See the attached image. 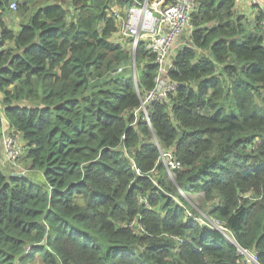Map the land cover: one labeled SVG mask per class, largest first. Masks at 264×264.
<instances>
[{"label":"trees","instance_id":"16d2710c","mask_svg":"<svg viewBox=\"0 0 264 264\" xmlns=\"http://www.w3.org/2000/svg\"><path fill=\"white\" fill-rule=\"evenodd\" d=\"M15 1L33 9L16 32L0 15V135L19 134L22 164L44 182L0 168V264H245L222 232L186 217L177 187L202 194L264 264L262 11L250 24L236 0H198L177 86L146 119L153 56L139 42V74L118 72L131 47L112 40L111 7L134 0Z\"/></svg>","mask_w":264,"mask_h":264},{"label":"built area","instance_id":"2783aa9c","mask_svg":"<svg viewBox=\"0 0 264 264\" xmlns=\"http://www.w3.org/2000/svg\"><path fill=\"white\" fill-rule=\"evenodd\" d=\"M248 1L255 3L257 0ZM197 5L198 0H134L131 5L125 7L123 15L119 10L111 9L112 16L117 23V33L122 38L129 40L132 53H134L137 44L142 42L145 50L153 56V62L157 67L155 86L142 97L138 108L146 119L148 116L146 106L155 100H168L169 93L173 92L177 86V81L170 75V71L173 69L174 49L177 46L181 48L190 43L182 42L180 39L183 34L189 38L192 30L191 14ZM7 8L11 12H15L17 10L16 1L10 0ZM259 27L264 32V12L259 19ZM132 60L134 62L133 57ZM123 68L124 66H121L117 71L120 72ZM138 110L134 112L136 113ZM21 154L22 146L16 136L5 129L2 130L1 163L5 165L3 166L18 172L21 170L18 163ZM161 158L166 164L167 170H170L169 166H175L171 156L167 153L161 152ZM171 175L170 172L169 177ZM184 211L186 217L222 232L224 237L234 244L243 263L259 264L257 252L237 243L230 230L220 219L201 211L194 212L187 208H184ZM125 225L134 228L135 231L143 230L137 220ZM174 238L176 241H180L177 237Z\"/></svg>","mask_w":264,"mask_h":264},{"label":"rangeland","instance_id":"374dc122","mask_svg":"<svg viewBox=\"0 0 264 264\" xmlns=\"http://www.w3.org/2000/svg\"><path fill=\"white\" fill-rule=\"evenodd\" d=\"M64 6H67V5L64 4ZM32 9H33V6H30L28 8V10L25 12V14H23V15H21L19 13V11H17V10L15 12H11L8 9V11H6L5 13H2L0 15H1V17L3 19V22L6 25V27H8L9 29L13 30V32H16L18 30V28L20 27L21 22L27 21L28 15L31 14ZM116 9L119 10L121 12V14L123 15L125 7H116ZM112 40H116V42H118L120 44L124 41L117 32L115 33V37H113ZM180 40L182 42L189 43V41H188L189 38L185 34L182 35ZM7 44H9L8 41L5 42L4 46L6 47ZM122 46H124V45H122ZM124 47H126V46H124ZM178 49H179L178 46L174 49L175 50L174 51L175 54L178 51ZM132 64H133V60L130 58L128 60V62L125 63L123 70H125V72H127V70H129L130 72H133V71L130 70V66ZM134 65L136 66L135 69H133V70H135V77H136L139 74L138 71L140 70L142 65H140V64H137V65L134 64ZM15 136L18 139V141L20 142L21 146L23 147V144H22V141H21V138H20L19 134L17 133V134H15ZM0 154L2 155V134L0 135ZM18 163L20 164L21 170L16 172V174H19V175L21 174L23 176L25 175L28 178H30L31 180H33L34 182L39 183V184L44 182L40 172L29 171L28 168L24 164H22V158H20ZM177 190L181 193V195H182L183 199L185 200V202L179 200L176 197V193H172L171 195L184 208H187V209H189L191 211H194V212L201 211L202 213H205V214L207 213L208 206L205 204L202 194H200V193H189V192L185 193L179 187H177ZM210 216H212V215H210ZM37 260H34L31 264H42L40 260H38V261Z\"/></svg>","mask_w":264,"mask_h":264},{"label":"crops","instance_id":"0c3cea01","mask_svg":"<svg viewBox=\"0 0 264 264\" xmlns=\"http://www.w3.org/2000/svg\"><path fill=\"white\" fill-rule=\"evenodd\" d=\"M116 7L117 6H112V9L116 10ZM235 7H236V10L240 14L246 16L249 19L248 23L250 22V24H251V22L254 20L257 12H259V11L264 12V0H257L255 3H250L248 0H236ZM111 13H112V10H111ZM130 51H131V59H132V57L134 58V53H132L131 48H130ZM134 64H136L135 60H134L133 64L130 66L131 71H133V69H135ZM134 75H135V73H134ZM3 129H6L8 131L7 126H5ZM1 134H2V130H1ZM0 157L2 158L1 154H0ZM1 158H0V168H2V169L6 168L9 170V168L4 167L5 165L1 163Z\"/></svg>","mask_w":264,"mask_h":264},{"label":"water","instance_id":"95a60500","mask_svg":"<svg viewBox=\"0 0 264 264\" xmlns=\"http://www.w3.org/2000/svg\"><path fill=\"white\" fill-rule=\"evenodd\" d=\"M11 174H13V175H17L16 172H12ZM20 175H21V174H20Z\"/></svg>","mask_w":264,"mask_h":264}]
</instances>
